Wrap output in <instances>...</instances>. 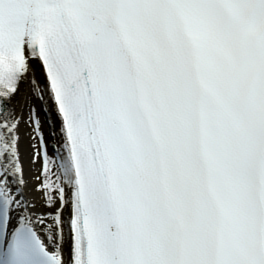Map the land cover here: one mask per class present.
Returning a JSON list of instances; mask_svg holds the SVG:
<instances>
[{
	"label": "snow or ice",
	"instance_id": "1",
	"mask_svg": "<svg viewBox=\"0 0 264 264\" xmlns=\"http://www.w3.org/2000/svg\"><path fill=\"white\" fill-rule=\"evenodd\" d=\"M0 264H264V0H0Z\"/></svg>",
	"mask_w": 264,
	"mask_h": 264
}]
</instances>
